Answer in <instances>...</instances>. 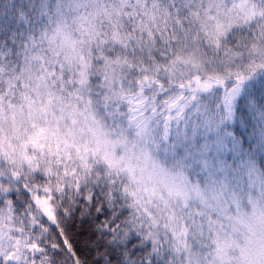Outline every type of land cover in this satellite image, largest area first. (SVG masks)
<instances>
[{
	"label": "snow or ice",
	"instance_id": "snow-or-ice-1",
	"mask_svg": "<svg viewBox=\"0 0 264 264\" xmlns=\"http://www.w3.org/2000/svg\"><path fill=\"white\" fill-rule=\"evenodd\" d=\"M0 264H264V0H0Z\"/></svg>",
	"mask_w": 264,
	"mask_h": 264
}]
</instances>
